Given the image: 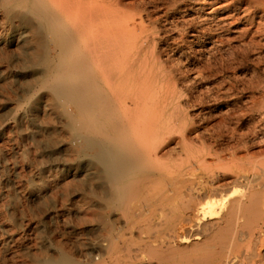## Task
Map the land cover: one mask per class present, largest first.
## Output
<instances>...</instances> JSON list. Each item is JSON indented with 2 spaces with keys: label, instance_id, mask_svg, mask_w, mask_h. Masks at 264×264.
Returning a JSON list of instances; mask_svg holds the SVG:
<instances>
[{
  "label": "rangeland",
  "instance_id": "1",
  "mask_svg": "<svg viewBox=\"0 0 264 264\" xmlns=\"http://www.w3.org/2000/svg\"><path fill=\"white\" fill-rule=\"evenodd\" d=\"M13 1L0 0V264H55L62 257H69L75 264H96L106 237L118 240L120 233L122 240L118 242L140 254L149 242L145 239L152 237L150 242L156 244L157 238L165 237L166 233H160L165 216L158 211L154 216L147 215L145 202L134 198L128 202L130 208L134 207L132 216L123 217L116 211L119 222L111 230L106 231L101 224V181L79 142L72 141L71 136L72 132L84 134L86 130L72 127L68 112L74 115L73 108L66 106L65 112L51 91L39 89L43 68L29 63L35 46L21 34L19 20L12 15ZM195 2L143 0L144 9L135 8L138 16H133L135 32L141 37L149 33L145 52L154 78L158 80L163 71L168 75L171 70L173 78H166L164 92L175 83L176 88L179 86L175 100L163 111V125L173 132L164 136L163 159L177 163L178 167L171 170L183 185L193 189H201L206 183L211 188L222 185L214 199L224 195L229 200L245 199L248 191H261L260 181L254 177L260 164L259 131L264 123L260 116L262 101H258L264 94V0L262 4L255 0ZM140 22L145 27L140 28ZM256 26L259 31L254 33ZM244 29L249 33L243 36ZM198 151L210 162L209 170L199 167ZM233 190L239 193L233 194ZM263 194H258L247 225L243 218L241 224L252 228L261 224L264 206L259 198L264 200ZM216 218L213 216V220ZM146 225L152 226L150 230ZM141 256L140 264H144Z\"/></svg>",
  "mask_w": 264,
  "mask_h": 264
},
{
  "label": "bare ground",
  "instance_id": "2",
  "mask_svg": "<svg viewBox=\"0 0 264 264\" xmlns=\"http://www.w3.org/2000/svg\"><path fill=\"white\" fill-rule=\"evenodd\" d=\"M261 1L255 0L262 4ZM135 8L143 10V0L139 4L134 0L12 2V15L19 20L21 34H26L35 46L29 63L35 62L41 66L40 69L43 68L39 89L51 91L60 100L65 112L66 106L73 108L76 115L68 112L72 127L86 130L84 134L72 132L71 136L72 141L79 142L81 151L88 157L95 168L96 177L101 181L98 188L101 224L106 231L111 230L119 222L115 212L120 211L123 217L128 216L134 209L129 207L128 202L138 198L145 202L147 215L154 216L158 211L166 219L160 230V233H166L165 237L157 238L158 242L152 244L150 239L154 238L146 236L145 240L149 242L139 252L143 254L140 258L144 264H264V211L259 226H245L250 214L256 209L258 194L264 192V123L259 131L260 164L254 177L260 181V192L247 189L245 199L241 197L229 200L225 195L214 199L213 195L223 189L222 185L211 188L206 183L201 189L183 185L174 170H171L178 167L177 163L164 160L166 150L161 148L164 136L173 133L172 128L163 125V111L175 100L179 86L176 88L175 83L170 90L164 92L166 78H173L171 70L168 75L163 71L156 80L153 68H148L145 49L149 33L141 37L135 32ZM140 24V28L145 27L141 22ZM258 31L259 27L256 26L254 33ZM248 33L249 30L244 29L241 34L244 36ZM249 41L254 43L251 39ZM259 98L261 100L258 101H262L260 116L264 119V94ZM171 113L174 114V110ZM188 118L190 117L187 116ZM201 152L198 151L200 157L197 163L201 169L209 170L210 162L201 156ZM207 175L212 177L211 180L214 179L212 173L208 172ZM232 193L239 192L233 190ZM259 200L264 206V200ZM213 216L218 217L217 220H213ZM241 218L245 225L240 223ZM144 227L150 230L152 226ZM120 235L118 240L107 236L104 240L106 243L99 244L104 251L97 254L96 264L141 263L138 258L140 254L132 253L129 247L118 242ZM54 263L75 264L69 257H62Z\"/></svg>",
  "mask_w": 264,
  "mask_h": 264
}]
</instances>
